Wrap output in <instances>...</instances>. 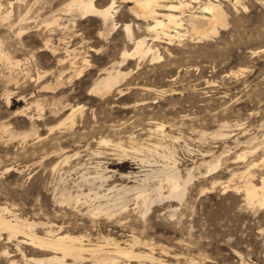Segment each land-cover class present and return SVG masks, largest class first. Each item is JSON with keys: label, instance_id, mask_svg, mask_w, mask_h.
Returning <instances> with one entry per match:
<instances>
[{"label": "rangeland", "instance_id": "1", "mask_svg": "<svg viewBox=\"0 0 264 264\" xmlns=\"http://www.w3.org/2000/svg\"><path fill=\"white\" fill-rule=\"evenodd\" d=\"M69 1L58 0L48 8L53 1L29 0L30 17L42 6V18L47 17ZM110 1L95 3L102 8ZM114 1L118 27L107 42H102L97 18L76 19L72 29L69 47L87 51L89 68L71 80L65 76L63 88L45 92L41 85L55 84L56 59L63 54L40 51L47 34L36 30V22L25 35L17 26L9 28L25 12L24 0H0V46L10 58L0 56V207L35 221L39 233L46 225L56 229L61 224L93 242L109 236L122 243L134 235L150 244L134 250L151 252L159 260L154 264H264V206L249 207L242 192L223 189L231 178L234 182V173L243 171L245 162H234L236 153L248 152L246 141L253 136L260 141L264 135V0H240L236 8L233 0H219L229 26L216 37L160 44L161 58L121 67L132 69L120 86L123 93L88 94L100 70L120 60L125 44L121 25L128 20L130 3ZM204 2L191 5L198 11ZM58 36H53L57 43ZM37 71L54 76L38 82ZM61 106L79 108L74 124L60 130L70 111ZM158 124L168 135L156 130ZM34 127L36 133L24 138ZM218 154L227 161L208 173L201 162ZM171 159L182 175L187 169L193 174L181 202L158 203L144 216L133 201L122 217L89 211L98 203L96 190L136 185L147 171ZM102 173L108 178L97 189L96 177ZM76 192L88 197L68 202V193ZM17 242L2 233L0 264H35V258L50 254Z\"/></svg>", "mask_w": 264, "mask_h": 264}, {"label": "bare ground", "instance_id": "2", "mask_svg": "<svg viewBox=\"0 0 264 264\" xmlns=\"http://www.w3.org/2000/svg\"><path fill=\"white\" fill-rule=\"evenodd\" d=\"M51 1L53 2H50L51 4L49 3L46 7L49 8L53 3H58V0ZM95 1L70 0L63 7L55 9L50 14L48 13L47 17L42 18L41 10L45 7H39L35 10L36 14L34 17H30L33 3L30 4L29 0H24L25 12L19 14L16 22H10L9 28L12 29L13 26H17L20 35H25L26 31L31 28L29 24L36 22V30L42 32V34H47L40 51L48 52L54 57L63 54L62 57L56 59L58 66V70L56 69L57 75L54 76L53 72L37 71L35 80H38V82L51 74L55 77V84L49 82L43 86L41 85L42 91L55 92L63 88L65 76H67L66 80H71L73 77L81 76L89 68L87 51H83V47H69V43L74 38L72 29L76 19H99L102 26V31L100 32L102 42H107V36L118 27L115 1L111 0L102 8H98ZM191 1L200 2L201 0H120V2L125 4L130 3L128 20L121 25L125 44L122 52H120V60L113 61L111 64L109 63L110 65L108 64L107 67L100 70L99 76L90 87L88 94L102 96L103 94L111 93L113 90L123 93L120 86H122L123 80L132 72V69L122 70L121 67L123 65L129 64L132 61L136 65L144 60L155 61L161 58L159 51L160 44H171L176 40L180 41L183 39L193 42H200L205 39L210 40L216 37L221 30L229 26L228 14L219 0H205L203 6L198 7V11L192 7ZM232 3L233 7L236 8V5L240 4V0H233ZM9 6L10 10L8 12L13 11L11 3H9ZM187 9H189V12H186ZM38 22L41 24H38ZM41 25L42 27H40ZM57 33L60 34V37L58 36L59 43L53 40V36ZM2 42L0 45H2ZM0 56L10 62L8 53L4 52L1 46ZM28 73L26 71L25 75H28ZM22 98L24 99V97ZM6 100L8 105L10 103L9 97ZM37 107L39 109L40 105H37ZM61 107L64 110L70 109V111L64 120L59 123L58 129L67 124L72 126L76 111L79 108L74 106H70L69 108L66 106ZM163 128V124H158L156 130L160 131L162 136L168 135L164 132ZM5 132L12 137L16 135L13 136L15 132L13 133L9 128H5ZM35 133L36 128L34 127L32 130L24 133L23 137L26 138ZM222 133L219 132L218 135L221 137ZM256 139L258 138L253 136L246 141V146L249 148L248 152L236 153L233 157L236 160L234 162L242 161L245 162V165H243V171L233 174L234 182L231 178L223 187L225 191L234 190L242 192L247 206L252 208L264 206V135L260 141ZM100 142L108 144L105 139H102ZM235 143L238 144L237 141ZM118 147L121 146L118 145ZM121 153H123L121 155L124 157V150ZM218 156L219 154L216 158L213 157L208 161L201 162L206 166L208 173L216 171L227 161V158L222 160V157ZM141 161L143 162L144 160ZM65 162H67V159ZM10 170L12 169H6L7 172ZM181 172L177 161L173 159L170 163L165 162L162 164L160 168L147 171L136 185L128 186L121 184L122 186L119 187L112 185V187L102 189L104 191L99 192L96 190L93 197L94 199H98V203L97 205L94 204L89 211L94 215L102 214L103 218L113 216L116 218V216L120 217L125 213L128 210V202L133 201L135 208L140 209V213L144 216L158 203L171 200L181 202L186 194L187 185L193 178L190 169H187L185 176ZM236 177L238 178L237 182H235ZM96 178L100 181L96 188H104V183L108 177L102 173L98 174ZM78 183L80 184V181ZM92 185L95 186V182ZM81 195L85 198L88 197V193L83 194L82 192H78L75 195L68 193L67 201H74L78 204ZM37 225L35 221L18 218L6 206L0 207V237L4 233L7 240H20L21 243L34 247L39 251L50 252L46 257L35 258V264H146L143 261L144 259H148L150 261L149 264H154V262L159 261L151 252L134 250L138 244L150 245L134 235L122 243L109 238V236H107L108 238L98 237L100 240L96 239L97 241L93 242L85 235H74L69 230H63V227L60 226L61 224L56 229L51 225H46L43 233L36 231Z\"/></svg>", "mask_w": 264, "mask_h": 264}]
</instances>
